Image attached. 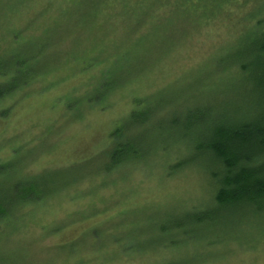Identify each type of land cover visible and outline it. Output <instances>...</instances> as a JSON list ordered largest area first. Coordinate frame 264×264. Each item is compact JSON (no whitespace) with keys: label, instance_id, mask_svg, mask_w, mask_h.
Here are the masks:
<instances>
[{"label":"clouds","instance_id":"1","mask_svg":"<svg viewBox=\"0 0 264 264\" xmlns=\"http://www.w3.org/2000/svg\"><path fill=\"white\" fill-rule=\"evenodd\" d=\"M0 264H264V0H0Z\"/></svg>","mask_w":264,"mask_h":264}]
</instances>
